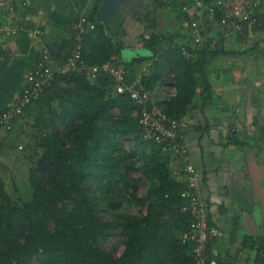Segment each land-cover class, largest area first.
Returning <instances> with one entry per match:
<instances>
[{
    "label": "trees",
    "instance_id": "1",
    "mask_svg": "<svg viewBox=\"0 0 264 264\" xmlns=\"http://www.w3.org/2000/svg\"><path fill=\"white\" fill-rule=\"evenodd\" d=\"M153 5L164 7L163 0H154ZM29 13L35 15L33 5ZM138 17L146 23L147 32L141 36L144 58L154 59L144 75L145 84L154 92L167 82L170 69L176 91L161 103L173 118H184L198 89H210L207 75L210 53L203 44L197 49L195 45L199 43L195 38L194 45L188 44L180 39V33L163 27L152 6L143 9ZM90 18L97 22V27L85 37L84 56L90 63L103 64L127 48V40L123 38L126 30L112 31L97 19L96 10ZM34 25L26 22L27 27ZM146 34L150 36L147 38ZM14 41L17 53L7 43L0 46V109L23 90L28 72L42 55L43 45L35 42L26 30ZM71 45L72 36L52 52L53 56L64 62ZM119 64L131 69L126 62ZM115 107L120 111L115 113ZM134 107V101L115 92L107 78L94 81L76 71L61 74L39 100L25 109L29 117H34L36 127L33 132L36 143L26 142L31 154L24 155L30 166L31 196L10 199L0 206V264H27L33 253L38 254L40 264H196L192 242L181 236L193 221L192 213L183 210L188 203L182 194L185 182L173 173L172 155L163 145L142 135L138 118L133 115ZM58 120L65 127L64 133L57 126ZM115 135L133 136L138 141L144 158L141 168L151 183L147 196L132 195L147 205L144 214L115 212L113 219L107 220L98 214L91 201L89 179L98 173L101 159L106 161L110 156L126 161L138 152V146L134 145L128 152L118 147L116 154H110L116 148ZM38 157L44 158L50 169L39 168ZM131 165L133 162L125 164L126 168ZM126 176V172L121 173L123 181ZM7 185L0 173V198L10 195ZM111 190L110 187L108 191ZM120 195L128 199L123 193ZM109 204L114 209L122 206V202L114 199ZM18 228L24 234L22 240L15 236ZM117 228H122L126 236L125 249L118 256L100 244L101 238ZM263 248L264 245L259 247L258 264H264Z\"/></svg>",
    "mask_w": 264,
    "mask_h": 264
},
{
    "label": "crops",
    "instance_id": "2",
    "mask_svg": "<svg viewBox=\"0 0 264 264\" xmlns=\"http://www.w3.org/2000/svg\"><path fill=\"white\" fill-rule=\"evenodd\" d=\"M29 1L35 8L37 23L46 32V43L59 50L71 38V21L81 15L91 17L103 0ZM144 2L136 16L152 6L155 16L162 13L170 17L168 23L161 20L163 27L180 33V39L188 44H195L193 19L205 31L203 48L210 53V89H198L184 116L189 150L201 172L200 188L210 202V219L221 231L220 264H258L259 247L264 245V26L246 25L238 30L233 23L222 24L205 8H199L198 0H163L164 7L154 6V0ZM125 20L122 16L116 19L111 30H126L123 38L128 44L138 42L127 35ZM168 44L166 41L164 46ZM199 45H195L197 49L202 47ZM132 48L136 51L133 55H141L143 45ZM123 54L124 51L117 58L125 63ZM153 60L137 58L126 62L131 67L130 75L147 74ZM167 85L168 82L163 83L154 91L161 101L172 92L166 89ZM19 120L20 116L13 129ZM0 143V163L15 158L29 164L20 153V137L17 133L15 136V131L8 134L0 129Z\"/></svg>",
    "mask_w": 264,
    "mask_h": 264
},
{
    "label": "built area",
    "instance_id": "3",
    "mask_svg": "<svg viewBox=\"0 0 264 264\" xmlns=\"http://www.w3.org/2000/svg\"><path fill=\"white\" fill-rule=\"evenodd\" d=\"M197 4L199 8H205L212 18L219 19L222 24L233 23L238 30L246 25L264 26L263 0H232L230 3L225 0L210 3L198 0ZM30 7L29 0H0V13L5 14L7 18V22L0 25V46L3 42L16 39L23 30H26L35 42L43 45L42 55L28 72L23 90L17 92L4 109H0V128L11 130L16 118L28 106L39 100L61 74L77 71L94 81L98 78H107L115 92L124 94L134 101L133 115L138 118L142 135L147 140L163 145L164 150L172 155L170 164L173 173L185 182L182 194L188 203L183 210L192 213L193 221L191 227L182 232L181 236L192 242L196 264H220L221 250L218 240L221 231L210 221V202L202 194L201 172L196 168L190 154L185 131L186 120L173 118L166 113L160 98L145 84V73L131 76L128 69L119 64L116 55L103 64L90 63L85 59L84 40L86 35L97 27L95 20L87 15H81L71 21L72 45L67 59L62 62L53 56L52 52L56 50L46 43V32L37 23L36 15L29 13ZM27 21L35 25L27 27ZM191 26L195 41L202 45L205 31L196 19L191 21ZM149 36L146 34L147 38ZM139 43L142 45L144 39ZM171 77L173 78V72ZM59 82L66 85L63 79ZM171 86L172 88L168 89L172 91L170 95L176 91L174 82ZM20 148H23L22 144Z\"/></svg>",
    "mask_w": 264,
    "mask_h": 264
},
{
    "label": "rangeland",
    "instance_id": "4",
    "mask_svg": "<svg viewBox=\"0 0 264 264\" xmlns=\"http://www.w3.org/2000/svg\"><path fill=\"white\" fill-rule=\"evenodd\" d=\"M140 14L134 16L128 12V10L122 11V17L127 18L125 20V28L128 29L129 37L132 36V40H139L138 42H133L136 46H141L139 42H141V36L142 33H144V30L146 28L144 21L138 17ZM158 19L164 20L165 22H169L171 19H169V16H165L162 13H159V16H157ZM0 20L4 22H7V18L5 17V14L0 13ZM141 20V21H139ZM147 31H145L146 33ZM138 34V35H137ZM136 35V37H134ZM134 37V39H133ZM130 39V38H129ZM14 39L10 40V42H5L7 45L11 46V50L13 53L18 52V48L13 45L15 43ZM144 46V43L142 44ZM124 54L122 56L123 61L125 62H132L135 59H145V53L146 51L141 48L140 52L141 55L135 54L133 55V52H136L130 43V46H128V40H127V48L123 50ZM132 54V55H130ZM143 55V56H142ZM147 59V58H146ZM138 63H141L138 61ZM167 82L168 85L166 89L172 88V77L171 73L172 71L167 69ZM166 82V83H167ZM57 106H59V102L56 103ZM120 109L115 107L114 112H119ZM46 112L48 114V111L46 109ZM19 122L16 124L15 129L12 131H15L20 137V144H23V148L21 149L22 152H20L23 156L24 155H30L31 151L26 149V142H32L36 143L33 139V132L36 130V127L33 126L34 117L28 116L25 112L20 115ZM57 126L59 130L64 133L65 127L61 123L60 120H58ZM2 130L7 131L4 128H0ZM116 136V135H115ZM114 142L116 145V148L110 151V154H116L117 148L120 147L124 152H128L134 145L138 146V152L129 157L126 161L118 160V159H112L110 156L106 158V161H103L101 159L100 164L98 166V173L94 174L90 179L88 186L91 189V201L93 202L94 206L97 209L98 214L107 220H112L114 217V213H120V212H127L134 215H142L147 211V205L144 203H140L132 198V195L135 196H147L151 180L150 178L145 174V172L142 170L141 165L144 163V158L142 156V148L138 144V141L133 137H124L121 135H117L114 137ZM19 144V145H20ZM43 149V148H42ZM41 149V150H42ZM26 150V151H25ZM40 157L37 158L39 160ZM133 162V165H131L129 168H126L125 164H131ZM119 164L120 166H115V164ZM3 164V165H1ZM6 164V165H5ZM119 167V168H118ZM117 169L121 170L119 173L117 172ZM116 170V171H115ZM126 172L127 176L125 181L121 179V173ZM0 173H3V176L8 182L7 189L10 193V195L3 196L0 198V206L6 205L10 199L12 200H18L21 197L29 198L31 196L30 191V184H29V173H30V166L24 165L21 163V161L15 160V158L12 159H4L3 163H0ZM112 188L111 191H108L109 188ZM123 193L125 196L128 197L125 198L122 195ZM114 199L118 202H122V206L119 209H114L110 206L109 200ZM16 238L19 240H22L24 238V234L21 231V228H18L16 233ZM125 234L122 232V228H117L112 230V233L107 235L106 237L101 238L100 244L101 246L112 252L114 255L118 256L120 255L124 249H125ZM27 264H40V261L38 259V254L33 253Z\"/></svg>",
    "mask_w": 264,
    "mask_h": 264
},
{
    "label": "water",
    "instance_id": "5",
    "mask_svg": "<svg viewBox=\"0 0 264 264\" xmlns=\"http://www.w3.org/2000/svg\"><path fill=\"white\" fill-rule=\"evenodd\" d=\"M144 3V0H103L97 10L96 17L100 22L110 27L116 19L121 17L124 9L130 10L133 15H136L140 11L139 6ZM38 167L46 170L50 169V164L41 157L38 160Z\"/></svg>",
    "mask_w": 264,
    "mask_h": 264
},
{
    "label": "clouds",
    "instance_id": "6",
    "mask_svg": "<svg viewBox=\"0 0 264 264\" xmlns=\"http://www.w3.org/2000/svg\"><path fill=\"white\" fill-rule=\"evenodd\" d=\"M124 10H128V9H124ZM129 12H130V10H129Z\"/></svg>",
    "mask_w": 264,
    "mask_h": 264
},
{
    "label": "flooded vegetation",
    "instance_id": "7",
    "mask_svg": "<svg viewBox=\"0 0 264 264\" xmlns=\"http://www.w3.org/2000/svg\"><path fill=\"white\" fill-rule=\"evenodd\" d=\"M131 12V11H130Z\"/></svg>",
    "mask_w": 264,
    "mask_h": 264
}]
</instances>
